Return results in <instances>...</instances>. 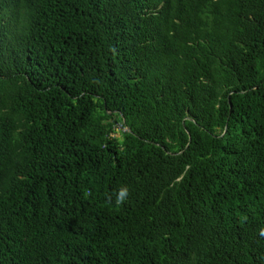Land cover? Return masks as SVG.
<instances>
[{
	"label": "trees",
	"instance_id": "16d2710c",
	"mask_svg": "<svg viewBox=\"0 0 264 264\" xmlns=\"http://www.w3.org/2000/svg\"><path fill=\"white\" fill-rule=\"evenodd\" d=\"M0 264H264V0H0Z\"/></svg>",
	"mask_w": 264,
	"mask_h": 264
},
{
	"label": "clouds",
	"instance_id": "9594fccd",
	"mask_svg": "<svg viewBox=\"0 0 264 264\" xmlns=\"http://www.w3.org/2000/svg\"><path fill=\"white\" fill-rule=\"evenodd\" d=\"M128 196H129V189L127 186H122L117 194H116V204L117 205H121L123 204L127 199H128Z\"/></svg>",
	"mask_w": 264,
	"mask_h": 264
},
{
	"label": "rangeland",
	"instance_id": "374dc122",
	"mask_svg": "<svg viewBox=\"0 0 264 264\" xmlns=\"http://www.w3.org/2000/svg\"><path fill=\"white\" fill-rule=\"evenodd\" d=\"M125 127V126H124ZM119 133H118V131H116V133L114 134V135H118Z\"/></svg>",
	"mask_w": 264,
	"mask_h": 264
}]
</instances>
